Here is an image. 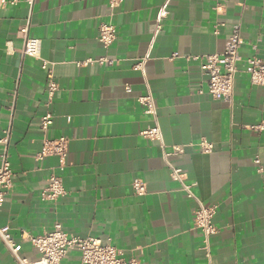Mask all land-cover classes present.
<instances>
[{
  "label": "crops",
  "instance_id": "1",
  "mask_svg": "<svg viewBox=\"0 0 264 264\" xmlns=\"http://www.w3.org/2000/svg\"><path fill=\"white\" fill-rule=\"evenodd\" d=\"M28 21L29 36L42 40L41 58L21 54L19 28ZM103 22L117 28L109 47L99 41ZM236 27L243 43L232 100L200 93L208 76L193 56L221 54ZM255 56L264 59V0H123L113 12L107 0L0 7V137L11 126L14 172L0 225L10 226L22 256L38 259L27 236L59 221L69 235L110 239L142 264H208L197 202L171 177L164 155L185 145L170 160L206 204H218L215 264H264V130L257 127L264 124V86L252 84L247 71ZM103 57L114 62L97 61ZM51 75L59 88L47 105ZM149 89L163 143L142 133L154 124L138 101ZM49 109L53 123L44 131ZM45 136L69 140L58 171L68 193L57 200L42 196L59 163L56 155L36 159ZM203 137L214 142L212 152L197 146ZM136 178L146 183L143 195L134 193ZM80 259L72 249L61 264ZM0 264H18L1 239Z\"/></svg>",
  "mask_w": 264,
  "mask_h": 264
},
{
  "label": "built area",
  "instance_id": "2",
  "mask_svg": "<svg viewBox=\"0 0 264 264\" xmlns=\"http://www.w3.org/2000/svg\"><path fill=\"white\" fill-rule=\"evenodd\" d=\"M16 0H0V7H6L10 2ZM30 10H32L35 0H26ZM123 0H107L111 12L115 11L122 4ZM30 21L19 28V33L23 38L22 56L41 58L42 40L29 36ZM117 38V28L112 23L103 22L99 29V41L109 47ZM243 43L239 27L232 32L229 42L221 54H206L203 56H193L202 59L201 70L208 76L207 85L200 89V93L207 92L213 98L231 101L234 96L235 77L238 73V64L241 59L239 49ZM175 52L173 56H177ZM190 58V57H189ZM92 62L94 60H87ZM100 63H113L114 60L103 57L97 60ZM143 63H140L142 65ZM48 62L45 60L43 68H47ZM247 71L250 74L251 82L255 85L264 86V59L251 57L247 60ZM59 88L58 82L51 75L48 83V102L53 100ZM138 101L144 106L145 112L154 118V124L143 130V135L153 141L163 143V132L159 123L155 95L151 89L145 95L138 97ZM53 113L49 109L42 117L41 127L47 131L53 123ZM259 130H264V124L257 126ZM10 136L11 126L4 130V136L0 137L1 164H0V206L5 201V196L13 184V168L10 160ZM68 138L60 136L58 138L44 137L41 149L36 153L37 160H43L47 156L56 155L59 158L57 166L50 167L48 175V185L42 191L43 198L57 200L65 196L68 190L64 184L63 177L58 171H63L66 167L68 156ZM197 146L202 152L210 153L214 150L215 144L206 137L201 138ZM185 145H175L171 150L165 152V160L169 166L171 177L181 184L188 197L197 202L194 211L195 226L203 234V244L201 249L208 260V264H215L212 255V238L217 233L218 228L215 223V216L218 211V204H206L193 190L194 183L188 182V176L183 169L172 163L170 157L183 154ZM257 162L260 160L257 158ZM263 171V168H259ZM134 193L143 195L146 193V183L136 178L133 181ZM0 239L10 250L18 264H61L64 257L72 249H79L81 259L78 264H142L137 257H124L123 251L111 243V240L103 241L99 237H82L69 235L62 222H55L51 230L44 231L39 235H28L27 239L38 250L40 256L36 260H30L20 253V244L11 234L10 226L0 225Z\"/></svg>",
  "mask_w": 264,
  "mask_h": 264
}]
</instances>
